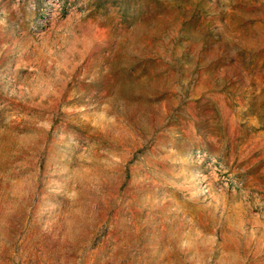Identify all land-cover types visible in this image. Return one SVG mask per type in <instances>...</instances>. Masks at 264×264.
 I'll list each match as a JSON object with an SVG mask.
<instances>
[{
    "label": "rangeland",
    "instance_id": "374dc122",
    "mask_svg": "<svg viewBox=\"0 0 264 264\" xmlns=\"http://www.w3.org/2000/svg\"><path fill=\"white\" fill-rule=\"evenodd\" d=\"M0 264H264V0H0Z\"/></svg>",
    "mask_w": 264,
    "mask_h": 264
}]
</instances>
